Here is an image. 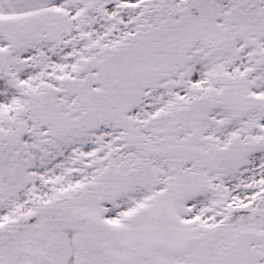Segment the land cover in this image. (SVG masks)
<instances>
[{"label":"snow or ice","instance_id":"obj_1","mask_svg":"<svg viewBox=\"0 0 264 264\" xmlns=\"http://www.w3.org/2000/svg\"><path fill=\"white\" fill-rule=\"evenodd\" d=\"M0 264H264V0H0Z\"/></svg>","mask_w":264,"mask_h":264}]
</instances>
